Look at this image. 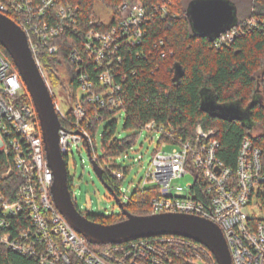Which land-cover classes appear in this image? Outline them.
Segmentation results:
<instances>
[{
  "label": "built area",
  "instance_id": "obj_1",
  "mask_svg": "<svg viewBox=\"0 0 264 264\" xmlns=\"http://www.w3.org/2000/svg\"><path fill=\"white\" fill-rule=\"evenodd\" d=\"M96 4L94 16L84 24L80 7L72 0H0V13L26 32L52 95L45 55L60 51L59 42L66 33L79 36V45L68 56L77 70V94L70 95L74 105L63 110L55 102L62 125L60 147L66 157L73 146L83 145L90 152L91 161H104L110 168L109 161L98 154L96 138L89 132L88 107L98 109L94 113L97 120L101 119L100 110L116 117L126 112V58L132 57L134 47L145 44L152 20H165L177 13L173 10L175 0H122L116 11L101 2L104 15L109 18L106 21L97 12ZM258 24L257 18L238 22L212 41L213 46L222 48ZM172 53L166 41L160 39L134 54L154 62L158 69L157 59ZM137 70L131 68L132 74ZM144 128L160 131L161 147L154 152L139 184L141 189H158V195L151 200L152 214L186 213L209 219L222 230L233 264H264L262 148L245 136L234 175L233 169L217 155V129L205 130L198 124L195 136L184 140L155 121ZM170 144L176 147L171 151L162 149ZM0 153L12 155L4 176L17 170L22 180L14 196L0 189V250H13L38 264H218L207 246L181 235L142 237L95 248L79 233L55 205L54 175L46 157L37 109L13 60L1 49ZM187 174H193L194 181L186 187L173 184L174 179ZM112 175L117 180L125 178L122 170H112ZM119 193L120 198L126 199L121 201L127 203L130 195L122 188Z\"/></svg>",
  "mask_w": 264,
  "mask_h": 264
},
{
  "label": "trees",
  "instance_id": "obj_2",
  "mask_svg": "<svg viewBox=\"0 0 264 264\" xmlns=\"http://www.w3.org/2000/svg\"><path fill=\"white\" fill-rule=\"evenodd\" d=\"M80 7L82 23L87 22L95 14V4L101 1L106 6L118 9L122 0H72ZM192 0H175L173 10L177 15L165 20L155 19L148 25V35L143 46L132 49V57L126 58L125 69L128 70L127 81L124 83L126 97L125 129L140 131L151 121L172 129L176 137L184 140L195 136V129L202 124L205 130L217 129L220 141L218 157L226 166L233 169L236 175L238 155L242 141L249 136L255 146L262 148V165L264 169V133L255 134V128H264V69L260 84L258 69L262 66L261 55H264V0H249L243 14L240 11V0H233L238 9V22L248 18H257L259 24L246 33L236 37L222 48H215L212 40L196 34L189 17V4ZM163 39L172 54L158 58V69L150 60L137 58L136 51L146 49L150 44ZM80 38L75 32H68L60 39V51L56 55H45V66L52 85H59L58 69L64 66L70 74V90L76 96L78 90L77 70L69 62L71 50L79 45ZM0 49L11 59L0 44ZM263 57V56H262ZM137 67L132 74L131 68ZM144 67V70H141ZM154 69V71L152 70ZM178 69L181 74L177 77ZM208 93L218 103H239L245 114L238 118L214 116L203 109L204 95ZM257 93L259 95H257ZM27 101H31L27 97ZM98 109L88 107L91 124L88 129L93 138L102 122H107L102 135L104 155L102 160L109 161L110 168L104 165L103 178L115 195L120 197V189L127 177L129 168H124L117 158L127 153L136 142L139 132L126 137L117 133L118 117L107 110H100L101 119L97 120L94 113ZM156 151V150H155ZM12 155L0 153V189L14 196L18 185L22 182L17 170L10 176L4 174L11 164ZM66 159V157H65ZM112 170L125 172L123 180H117ZM72 192V180L69 178ZM158 195V189L139 186L132 191L124 207L136 215H150L151 200ZM196 198L201 199L197 195ZM77 207V206H76ZM78 209V208H77ZM79 210V209H78ZM81 212V211H80ZM89 220L113 224L126 218L125 215L104 217L92 213H83ZM0 264H38L28 256L13 250H0Z\"/></svg>",
  "mask_w": 264,
  "mask_h": 264
},
{
  "label": "water",
  "instance_id": "obj_3",
  "mask_svg": "<svg viewBox=\"0 0 264 264\" xmlns=\"http://www.w3.org/2000/svg\"><path fill=\"white\" fill-rule=\"evenodd\" d=\"M189 17L194 32L214 41L221 33L238 24L237 6L230 0H192ZM0 44L10 55L37 109L46 157L53 171V200L70 224L92 244L124 243L142 237L174 234L192 238L207 246L218 264H233L229 246L220 227L213 221L186 213L136 215L129 212L114 193L126 218L113 224L89 220L76 207L69 188L67 161L60 147L62 128L54 97L43 77L29 46L26 32L11 18L0 13ZM181 74L178 69L177 77ZM203 109L223 118L243 117L245 109L239 103H218L211 94L204 95ZM89 152V151H88ZM90 154V152H89ZM94 169L110 192L103 178V169L93 162Z\"/></svg>",
  "mask_w": 264,
  "mask_h": 264
},
{
  "label": "rangeland",
  "instance_id": "obj_4",
  "mask_svg": "<svg viewBox=\"0 0 264 264\" xmlns=\"http://www.w3.org/2000/svg\"><path fill=\"white\" fill-rule=\"evenodd\" d=\"M233 2V0H230ZM249 0H240V11L243 14L245 8H247ZM97 12L104 15V8L100 1L96 4ZM103 13V14H102ZM105 20L109 21L105 15ZM239 18V17H238ZM263 56V57H262ZM262 66L258 69V78L260 84L262 82L261 72L264 69V55H261ZM59 85H53L52 92L55 102L59 103L63 110H68L74 105V100L70 96V76L65 70L64 66H60L58 69ZM264 89V85H261ZM257 95H259L257 93ZM125 112H121V116L118 117L117 133L119 137H126L134 133L139 132V136L127 153L117 158V162L122 167L129 168L127 177L122 185V192L127 195L132 194V191L139 186L140 182L145 176L147 169L149 168L151 159L155 150L160 148V131L157 129L144 128L132 130L125 129ZM107 122H102L99 130L96 134V147L100 156L104 155L102 133L104 131ZM255 134L264 133V128L261 125L255 128ZM175 145H167L162 149L165 151H171L175 148ZM67 168L69 178L72 180V198L79 209L83 213H92L109 217L113 215H122V211L116 202L114 196L108 188L103 184L97 175L94 165L91 161L90 154L87 148L83 145L80 147L73 146L72 151L66 156ZM107 161V160H105ZM104 171V161L98 163ZM194 181L193 174H187L185 176L174 179L173 184L175 186L186 187L190 182ZM121 199L126 200L124 196ZM95 248H101L99 244L93 245Z\"/></svg>",
  "mask_w": 264,
  "mask_h": 264
}]
</instances>
